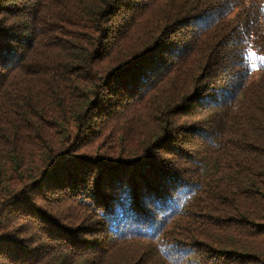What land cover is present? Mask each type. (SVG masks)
<instances>
[{
  "label": "trees",
  "instance_id": "16d2710c",
  "mask_svg": "<svg viewBox=\"0 0 264 264\" xmlns=\"http://www.w3.org/2000/svg\"><path fill=\"white\" fill-rule=\"evenodd\" d=\"M0 264H264V0H0Z\"/></svg>",
  "mask_w": 264,
  "mask_h": 264
},
{
  "label": "snow or ice",
  "instance_id": "6c2138e0",
  "mask_svg": "<svg viewBox=\"0 0 264 264\" xmlns=\"http://www.w3.org/2000/svg\"><path fill=\"white\" fill-rule=\"evenodd\" d=\"M254 55V54H253Z\"/></svg>",
  "mask_w": 264,
  "mask_h": 264
}]
</instances>
